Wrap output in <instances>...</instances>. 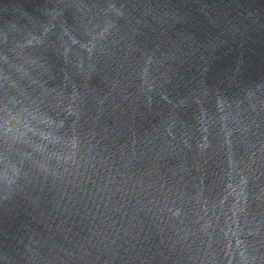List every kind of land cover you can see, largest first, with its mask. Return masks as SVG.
Listing matches in <instances>:
<instances>
[{
	"label": "water",
	"instance_id": "95a60500",
	"mask_svg": "<svg viewBox=\"0 0 264 264\" xmlns=\"http://www.w3.org/2000/svg\"><path fill=\"white\" fill-rule=\"evenodd\" d=\"M0 264H264V0H0Z\"/></svg>",
	"mask_w": 264,
	"mask_h": 264
}]
</instances>
